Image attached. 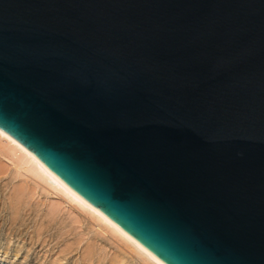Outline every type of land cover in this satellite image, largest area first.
I'll use <instances>...</instances> for the list:
<instances>
[{
    "label": "water",
    "instance_id": "water-1",
    "mask_svg": "<svg viewBox=\"0 0 264 264\" xmlns=\"http://www.w3.org/2000/svg\"><path fill=\"white\" fill-rule=\"evenodd\" d=\"M0 132L160 264H264V0H0Z\"/></svg>",
    "mask_w": 264,
    "mask_h": 264
},
{
    "label": "rangeland",
    "instance_id": "rangeland-1",
    "mask_svg": "<svg viewBox=\"0 0 264 264\" xmlns=\"http://www.w3.org/2000/svg\"><path fill=\"white\" fill-rule=\"evenodd\" d=\"M5 158L0 154V264H147Z\"/></svg>",
    "mask_w": 264,
    "mask_h": 264
},
{
    "label": "bare ground",
    "instance_id": "bare-ground-1",
    "mask_svg": "<svg viewBox=\"0 0 264 264\" xmlns=\"http://www.w3.org/2000/svg\"><path fill=\"white\" fill-rule=\"evenodd\" d=\"M0 154L6 157L5 159L7 160L12 159V164L16 169H21L26 173H29L33 178L40 181L49 189H51L57 196L71 203L74 208L89 215L103 228V230H106L108 233L112 234L115 238L124 243L125 246L129 247L131 251L135 253L138 257H140L144 262H146L147 264H160L159 262L154 260L153 257L150 256V254H148L138 244H136L123 233H121L112 223L106 220L97 211L91 209L84 202L78 199L73 193L67 190L46 170V168L43 167V165L33 155H31L29 152L17 145L15 142L11 141L7 136L3 135L1 132ZM7 155L11 156V159H8Z\"/></svg>",
    "mask_w": 264,
    "mask_h": 264
}]
</instances>
